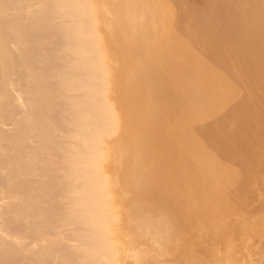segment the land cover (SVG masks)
<instances>
[{
    "label": "bare ground",
    "instance_id": "1",
    "mask_svg": "<svg viewBox=\"0 0 264 264\" xmlns=\"http://www.w3.org/2000/svg\"><path fill=\"white\" fill-rule=\"evenodd\" d=\"M203 1L196 8L182 0H0V264L149 262L156 249L144 255L141 243L134 251L132 234H126L129 240L123 236L127 231L122 226L129 223L124 220L122 225L126 194L120 176L136 178L137 186L130 189H139L138 194L132 190L138 201L160 203L180 218H189V213L182 215L184 207L186 212L196 204L193 211L189 208L194 215L200 209L204 220L203 213L214 210L219 219L227 205L224 196L236 197L238 188L250 191L264 164V0ZM145 12L147 16L139 15ZM132 198L125 201L126 206L132 201L131 211ZM158 207L157 213L153 210L157 215L163 208ZM233 215L226 216L228 221H235ZM242 217L237 223L244 229L248 217ZM142 218L133 229L148 237L150 220L146 227ZM257 218L247 220L256 224ZM213 219L206 220L212 224ZM154 220L149 229L154 223L161 228L165 221ZM197 220L191 218V228L186 227L205 236L211 224L205 228L204 221ZM251 220L247 232L254 233ZM171 225L164 234H172L176 225ZM154 227L152 232L159 234ZM223 229L212 234L220 232V239L232 230ZM247 232L244 235L250 236ZM254 234L264 239L263 233ZM173 237L172 243L180 242ZM225 237L219 242L231 239ZM253 238L249 240L255 244ZM156 240L154 247L161 243ZM194 241H189L193 247ZM218 252L208 258L217 259ZM171 253L168 256L177 252ZM230 255L228 259L236 256V250ZM234 258L230 264H236ZM250 258L248 263L254 264Z\"/></svg>",
    "mask_w": 264,
    "mask_h": 264
},
{
    "label": "rangeland",
    "instance_id": "2",
    "mask_svg": "<svg viewBox=\"0 0 264 264\" xmlns=\"http://www.w3.org/2000/svg\"><path fill=\"white\" fill-rule=\"evenodd\" d=\"M169 1H170V0H169ZM185 1H186V3H185ZM187 1H189V3H187ZM201 1H202V2H201ZM201 1H200V0H182V3L184 2V4H188V5L190 4V5H192V6L194 5L193 7H195L196 5H197L198 7H201L202 4H204V3H203L204 1H203V0H201ZM190 2H191V3H190ZM200 2H201V3H200ZM193 3H194V4H193ZM199 4H200V5H199ZM197 6H196V8H197ZM145 14H146V12L143 13L142 15H141V14H139V15H140V16H147V14H146V15H145ZM17 93H19V91H17L16 94H17ZM123 145H124V144H123ZM125 146H126V145H125ZM143 161H145V160H143ZM262 162H263V161H262ZM228 163L230 164V162H228ZM263 169H264V164H263V166H262V164H261V165L259 166V169H258V172H257V173H258L257 178L259 177V178H258L259 181L257 180V178H256V179L254 178L255 180H252V181H251V184H252V185L249 183L251 186H253V187H251V186L249 185V187H248L247 190H250V191H247V192H246V190H244L243 188H241V189L238 188V189H236L237 191L234 189L235 192H237V193H238V190H241V192L239 191V193H238L239 195L236 196V197H238V198L234 197V198H235V199H234V198H232L233 196L230 197V199H233V201H232V200L230 201V199L228 198L227 195H226L227 197H226V196L223 197V198H224V200H223V203H224V204H227V205H229V206L231 205L232 207L235 206L232 210H231V208H232L231 206H230L231 208L228 207V208H230V209L228 210V209H227V205H225V207H226L225 209H226L227 211H232V212H227V211L224 209V210H223L224 212L222 211V212H223V215H221V217L218 216L219 219H216V218H217V215H215L214 213H212V212H214V210L207 211V213H203V215H204V220H202L203 217L201 218L202 214H201V216L199 215V214H200L199 212L201 211L200 209H199V211H197L198 209H197V210L195 209V210L198 212V213H197V212L195 211V212H196L195 215H194V212H192V211H193V208H195L194 205H196V204L193 203L194 201H193V202L190 201V203H191L190 205H193V204H194L193 206H189V205H188L190 209H191V207H192V209H191L192 211L187 207L186 212H187V210H188V212L186 213V212H185V207H184V212H182V215H183V216H187V217H189V216L191 215L189 218H186V217H184V218H180V215H177V213H175L176 216H179V217L177 218L175 215H172V214H173V213H171L172 211H170V212L167 211L166 208L164 209L165 206L163 207L162 204H161V205H162V206H161L160 203L155 204V205H160L159 207H163L162 209L160 208L163 212L159 209V210H158V215L155 214V213H157V212H156V207H158V206H155L154 204H151V202L154 203V201H151V200H150V201H151V202H150L149 200H148V201L146 200L147 202L150 203V204H149V203H146L144 199H141V201L144 200L143 203H146V204H145L146 207H144V205H142V203H141L140 200H139L140 203H138L139 201L137 200V196H135V193H137V192L139 191V189H138V188H137V189L135 188L136 190H133V188L137 186L136 178H135V179H132V178H134V177H132V176H131V177H128V176H127L128 174L126 175L128 178H130L129 181L132 179L131 181H133V182L136 183L135 186H134V183L132 182V183H131V184L133 185V186H132V185H129L130 183H127L128 178H127L125 175H124V176H125L126 178H123V179H121L123 176H122V177L120 176L119 181H120V182L122 181L121 183H124V184H122V185H123V186H122L121 183H120L119 181H118V183H119L120 186H122V188L124 187L123 189H122V188H121V189H122V192L126 194V195H123L124 197H122V194L120 193V197H122V199H124L126 202H129V201H127V200H128V199H127V196H128V198H129V197L132 198V197H133V194H134V198H132V200H133V205L135 206V204H139V205L141 204V206H143L142 208H144V209L142 210V208H140V206L138 205V206H136V207H138L139 209H137L136 207H134V206L132 205V206H133V208H132L133 211H131V208H130V205L132 204L131 199H129V200L131 201V202H130L131 204H128V203H127V206H126L125 201H123V200L121 199V200H122V203H123V206H121V208L123 209V212H122V213H123V214H122V215H123V219H122V220H123V221H124V220L127 221V222H126V221H124V222L122 221V225H123L125 222H126L127 224H128V223H129V224H132V225H130V226H129V224L126 225V226H124V225H125V224H124V225H123L124 227L122 226V230H123V228H124V229H126V231L128 232V233H127V232H125V230H123V231H124V233L122 232V233H123V236L126 237V234H128L129 236H130V234H132V236H130V237H133V240H131L132 238L130 239V237H129L128 235H127L126 238H127L128 240L130 239V242L136 246V247H135V246L133 245V247H135L134 249H136V250L133 249L134 251H137V248H138V247H137L138 245H136V244H137V243H138V244L141 243L144 247H143L142 245H139L140 247L142 246V248L139 247V250H141V251H143V252L146 250V252H144V253L142 252L144 255H146L147 252H148L149 254H151V252H149L150 250H148V249H150V248H152V250H153V248L156 249L155 251L153 250V252H152V254H151V255H152V259H154V260H156V261L153 260L152 262H150V261L152 260V259H151V256H150V260H147V261H149V262H146L145 264H148V263H149V264H153V263H154V264H155V263L157 264V261H158V260H161V259L163 258L162 256L165 254V250H167L168 253H169V251H170V253H171V251H172V253H173V252H177V253L180 252V253H178V254H181V255H179L180 257H178V258H179V260H178V258L176 257V256H178V255H176L177 253H176V254L173 253L174 255L171 253L173 256H171V255L168 256L170 253H169L168 255L165 254L164 256H165L166 258L169 257L168 259H169V260L171 259V260L168 262V260L166 261V258H164V259H162V261H159L160 263L163 262V263H161V264H164V263H165V264H177V263L180 262V260L182 261V262H181L182 264H185L186 262H188V263H186V264H195V263H196V262H195V258H197V259L201 262V264H206V262H207L208 259H209V260H208V263H207V264H210V262H211V264H216V262H218L217 264H220V263H219V260L222 261V259L225 261V263H226V261L228 260L227 263L230 264V263H229V262H231L230 260H231L232 258H234V257H235V258H234L233 260H234L235 262L237 261L236 264H243V263L249 264V263H251L250 260H248L250 257H251L250 259H253V258H254V259H253V260H254V264H258V263L263 264V260H264L263 258H264V257H262V256H264V255H263L264 252L262 253V251H263L262 249H264V247H263V246H264V239L260 240L261 237L258 236L260 233H261L260 236H262V233H263V235H264V231H263V229H264V228H263L264 224L261 225L262 223H264V222H261V221H262V218L264 217V216H263V215H264V213H263V212H264V205H263V204H264V200H263V198H264V195H263V194H264V187H263V186H264V176H263V178H262V175H264V170H263ZM125 174H126V173H125ZM259 174H261V175H259ZM256 175H257V174H256ZM256 175H255V176H256ZM129 176H130V175H129ZM255 176H254V177H255ZM260 176H261V177H260ZM125 179H126V184H127V185L125 184V182H123V180L125 181ZM260 180H261V181H260ZM262 180H263V182H262ZM129 181H128V182H129ZM131 181H130V182H131ZM254 181H255V182H254ZM260 183H261V184H260ZM254 184H255V185H254ZM258 184H259V186H258ZM128 185H129V186H128ZM260 186H261V187H260ZM126 187H127V188H126ZM128 187H129V188H128ZM130 187H133V188L130 189ZM254 187H256V188H254ZM250 188H251V189H250ZM124 189H125V190H124ZM253 189H256V190H253ZM123 190H124V191H123ZM128 190H131V193H132V194H131L130 191H128ZM132 190L135 191V193H133ZM137 190H138V191H137ZM252 190H253V191H252ZM127 192H128V193H127ZM191 192H193V191H191ZM245 192H246L247 194H249V196H248ZM253 192H254L255 195L253 194ZM255 192H257V193H255ZM260 192H261V193L263 192V194H261ZM129 193H130L131 195H130ZM138 193H139V192H138ZM138 193H137V194H138ZM237 193H236V194H237ZM243 193H245V194H243ZM259 193H260V194H259ZM137 194H136V195H137ZM251 194H252V195H251ZM258 194H259L260 196H258ZM231 195H234V196H235V194H231ZM245 195H246V196H245ZM250 195H251V197H250ZM125 196H126V197H125ZM240 196L242 197V198H240V199H242V200L239 199ZM247 196H248L249 198H248ZM255 196H257V197H255ZM191 197H192V196H191ZM191 197H190V200H193ZM244 197H245V198H244ZM246 197L248 198L247 200H246ZM125 198H126V199H125ZM135 198H136V200H135ZM225 198H226V199H225ZM243 198H244L245 201L243 200ZM260 198H261V199H260ZM249 199H252L253 202L256 201L255 203H253L254 206H257L256 208H254L255 211H254V209H253V205L250 204V203H252V201H251V200L249 201ZM253 199H254L255 201H254ZM256 199H257V200H256ZM225 200H226L227 203H225ZM237 200H239V201H237ZM134 201H135V202L137 201V202L135 203ZM246 201H247V202H246ZM248 201H249V202H248ZM195 202H196V201H195ZM229 202H230V203H229ZM243 202H244V203L246 202L247 205H246V203L244 204ZM122 203H121V204H122ZM124 203H125V204H124ZM155 203H156V202H155ZM192 203H193V204H192ZM196 203H197V202H196ZM255 204H256V205H255ZM257 204H258V205H257ZM261 204H262L263 206H262ZM124 205H125L126 208L124 207ZM147 205H148V206H147ZM150 205H151V206L154 205L153 207H154L155 209H154L153 207H151V208H153V209H151V208H150ZM248 205H249V207L247 208ZM250 205H252V206H250ZM132 206H131V207H132ZM237 206H238V207H237ZM258 206H259V207L262 206L261 209H258V210H257V208H259ZM123 207H124V208H123ZM147 207H148L149 209H148ZM159 207H158V208H159ZM245 207H246V208H245ZM145 208H146V209H145ZM235 208H236L237 210H236ZM126 209H127V210H126ZM128 209H129V210H128ZM134 209H135V210H134ZM150 209H151L152 212H153V210H154L155 213L153 212V214H152L151 211H150ZM167 209H168V208H167ZM234 209H235V210H234ZM262 209H263V211H261ZM140 210H142V213H141ZM146 210H147V211H146ZM148 210H149L150 213L148 212ZM168 210H169V209H168ZM250 210H253V211L258 215V216H257L258 218L256 217V214H255L253 211H252V213H253V214H252ZM126 211H127V212L129 211L130 213H129V212H128V213H124V212H126ZM138 211H139V213H141V214L135 215V214L138 213ZM159 211L162 212V215H163V214L165 215V213H166L165 217H163L164 215L162 216V215H161V212H159ZM166 211H167V212H166ZM182 211H183V210H182ZM189 211L192 212L194 216H193L192 213H190ZM225 211H226V212H225ZM233 211H235V213H234ZM135 212H137V213H135ZM143 212L146 213V216H147V217L145 216V214H144ZM209 212H211V213L209 214ZM215 212H216V211H215ZM222 212H221V214H222ZM257 212H258V213H257ZM259 212H260V213H259ZM167 213H169V214L171 213L170 216H169V214H167ZM183 213H184V214L186 213V215H184ZM188 213H189V216L187 215ZM224 213H226V216H228L230 213L235 214V216H234L233 214H231V215H229L228 217H230V216H232V215L234 216L233 218L236 217V218H235L236 223H235L234 219L231 220L232 217L229 218L230 221H228V219L226 218V216H224V215H225ZM239 213H240V214H239ZM129 214H130V215H129ZM133 214H134V215H133ZM159 214H160V216H159ZM197 214H198L200 217H199ZM211 214H212V215H211ZM216 214H217V213H216ZM236 214H237V215H236ZM259 214H260V216H259ZM262 214H263V215H262ZM143 215H144V216H143ZM153 215H154V217H151V218H153V220H154L155 218H159V217H160V220H161V221H162V220H163V221L165 220V221H164V224L162 223L163 221L161 222V221L159 220V221H160V222H159V225H160V224H161V225L163 224V225H162L163 229H164V228H167V227H170V225L172 224V221H173V224H174V222H177V223H178V224L175 223L174 225L172 224L171 227H172V226H175V225L178 227V230H179V231H177V229L174 231V229L176 228V226L173 227L174 229H172V234H173V236H174L175 238H178L177 240H180V242H182V241L185 242V243L183 244V243H180V242L177 241V243L179 244L180 247H181V244H182V247H184V248H181V249H180L181 251H180V250H179V251L177 250V249L180 248V247H178V244H177V243H176L177 246H176L174 243H172V242H176L175 239H174L175 241H174V240H173L172 242L170 241V240L172 239L173 236H171L172 234L168 231L169 228H167V229H168V230H167L168 232H165V234L167 233V235H166V239H167V241L165 242L166 239H165L163 236L165 235V234H164V231H166V229H164V230L162 229V230H161L162 227H161V228H159V226L157 227L158 224L156 225V224H155V223H156L155 221L158 222V220H154V222H155L154 225L156 226V227H154V228H156V229H155V232H157V231L160 229L159 232H160V233L163 232V233H161V234H163V236H162V235L160 236V235H159L160 233H159V234H157V233L154 234V233L152 232V231H154V230H152L154 225L151 226L152 229H151V228L149 229L150 224H151L150 222H152L153 220H152L151 218H148V217H149V216H153ZM156 215H157L158 217H157ZM171 215H172L174 218H177V219H173V220L169 219V218H173V217H171ZM205 215H206V216H205ZM213 215H214V216H213ZM218 215H220V214H218ZM238 215H240L241 217L243 216V217H242L243 219H244V217H246V216H247L248 218L253 219V220H255V219L257 218V219H258V223L256 222V224H255L254 222L257 221V220H255L254 222H252V220L250 219L251 222H252V224H255V225H254V226L251 225V227H252L253 230L251 229V227H249V231L252 230V231H255V232L259 233V234L256 233V234H257V235H256V234H254L255 232H254V233L247 232V230H248V227H247V226H248V225L250 226V224H251V223H248V225H246V224H247V221H248V220H247L248 218H245V220L241 219V220L245 221V223H244L243 221L239 220L241 223L243 222V224H244V226H243L244 229L241 227L242 224H240V222H239L240 225L238 226L237 218L240 217V216H238ZM128 216H132V217H133V218H132L133 220H132L130 217H128ZM137 216H138V218H139V216H140L141 218L143 217V218H142V219H143V224H145V222L147 223L148 220H150V221H149V227H148V230H149V232H150V235H149V236L154 237V238H151V237H149V236H148V237H147V236H144V237H142V236H138V235H137L138 233L135 234L134 229H133V228H134L133 225H134V226H135V224L137 225L138 220H139V222H142V221L140 220L141 218H139V219L136 220V221L134 220L135 217H136L135 219H137ZM166 216H168L169 218L166 217ZM183 216H182V217H183ZM195 216H196V217H195ZM197 216H198V217H197ZM209 216H210L211 219L214 218L215 220H217L218 223H217V221H215V223H213V222H214V219H213L212 224H211L210 221L206 220V219L211 220V219L209 218ZM211 216H212V217H211ZM261 216H262V218H261ZM144 217H145V218H144ZM215 217H216V218H215ZM222 217H224V219H223ZM241 217H240V218H241ZM259 217H260V218H259ZM125 218H126V219H125ZM147 218H148V219H147ZM163 218H165V219H163ZM166 218L168 219V220H167L168 223H169V221H170V225H169V226H168V224H166L167 226L165 225V223H167V222H166ZM191 218L193 219L192 222H194V219H195V220L198 219L197 222H198L199 220H200V221H201V220L204 221V226H205V228H206V226H208V225H210V224H211L210 226L212 227L213 224H216V223H217L216 228H215V225H214L212 228H214V229H218L222 224L226 223V227H225V224H224V228H225V229H223V227L221 226L220 229H218V230H213V229L210 230L211 227L208 226V228H207V233H209L210 236H211V234H212L213 232L215 233L216 231H220L221 229H223L222 232H224L225 230H227V231L229 232L230 229L232 228V230H231L229 233H226V232H225V233H226L225 235H224V233L221 232L223 236L221 235V237H220V239H221L222 237L224 238L226 235L229 234V237L227 236V237H225V238H231V239H227V240L224 239L226 242H224V240L222 239V240H221L222 242H219L220 239L218 238V235H219L220 232H219V233L217 232L218 234H212V235H214V237H216V240H215L214 237H212V239L214 238L213 241H212V239H210L209 234H207L206 232H205V233L207 234L208 237L206 236V234H205L206 237L202 235V233H204V231L201 232V236H200V232H196V234H197V236H196L195 233H194V230H191V229H189L188 227H186V225H188V226L191 228V226H190V225H192V222L190 221ZM220 218H221V219H220ZM225 218H226L227 220H226ZM240 218H238V219H240ZM254 218H255V219H254ZM187 219H189V221H190L191 224L189 223V221H188ZM222 219L225 221L224 223H221V222H223ZM178 220H179V222H181V220H182L183 222L179 223ZM186 220H187V221H186ZM219 220H220L221 222H220ZM246 220H247V221H246ZM250 220H249L248 222H250ZM260 220H261V221H260ZM133 221H134V222H133ZM200 221H199V222H200ZM227 221H228L229 224H227ZM232 221H234L233 226H232V223H233ZM263 221H264V219H263ZM136 222H137V223H136ZM197 222H196V223H197ZM205 222H207V223L209 222L210 224L208 223V224L206 225ZM182 223H183V224H182ZM184 223H185V224H184ZM186 223H187V224H186ZM196 223H195V224H196ZM202 223H203V222H201L200 225H197V227L199 228V227L202 225ZM230 223H231V225H230ZM152 224H153V222H152ZM180 224H181V225H180ZM218 224H219V225L221 224V225L218 226ZM235 224H237L236 227H235ZM164 225H165L166 227H165ZM227 225L230 226V227L232 226V227H231V228H230V227H227ZM258 225H259L260 230L257 228ZM260 225H261V226H260ZM145 226L147 227L148 224H145ZM179 226H180V228L182 227L181 229H182L183 231L179 228ZM193 226H194V225H193ZM193 226H192V227H193ZM195 226H196V225H195ZM195 226H194V227H195ZM217 226H218V228H217ZM194 227H193L192 229H194ZM197 227H196V228H197ZM202 227H203V226H202ZM240 227L242 228L243 232H241L242 230H241ZM245 227H246L247 229H246ZM157 228H159V229L157 230ZM183 228H184V229H183ZM186 228H187V230L189 229L190 232L193 231V232H192L193 234H191V233L189 232V235H193V236L195 235V236H194V237H193V236L191 237V236H189V235H187V234H186L187 236H185L184 233H186V232L188 233V231H189V230L187 231ZM196 228H195V230H196ZM209 228H210V229H209ZM227 228H229V229H227ZM233 228H237V229L233 230ZM255 228L258 229V230L256 231ZM261 228H263V229H261ZM199 229H200V228H199ZM199 229H197V230H199ZM201 229H204V228H201ZM201 229H200V230H201ZM208 229H209V231H208ZM254 229H255V230H254ZM180 230H181V232H183V234L180 232ZM184 230H185V232H184ZM197 230H196V231H197ZM200 230H199V231H200ZM245 230H246L247 234H248V233H251V234H254V236L256 235V237H259V238H258V239H255V237L253 238V235L251 236V234H249L250 236L244 235ZM170 231H171V229H170ZM205 231H206V229H205ZM210 231H211V232H210ZM173 232H174V233L176 232V234L178 233V236H177V235L175 236V234H174ZM169 233H170V234H169ZM230 233L232 234L233 239H232ZM233 233H235V234H233ZM241 233H243V236H245V237L241 236ZM156 234H157L158 236H156ZM179 234H180V237H179ZM245 234H246V233H245ZM136 235H137V237H138L137 242L135 241L136 238L134 237V236H136ZM216 235H217V236H216ZM235 235H237V236H235ZM167 236H168V238H170V237H171V238L168 240ZM199 236H200V237L203 236V237H202V238H198V239H196V238L199 237ZM219 236H220V235H219ZM239 236L242 237V238H239ZM155 237H156V238H157V237H158V238L160 237L159 239H157L158 241H159L162 237H163L165 240H164V239H161V241H159V242H161V243H159V244H158V243L155 244V247H154V245H152V244L155 243V240H156ZM174 237H173V238H174ZM248 237H249L250 239L253 238V239L257 240V242L255 241V244H252L253 241H252V240L250 241ZM251 237H252V238H251ZM263 237H264V236H263ZM126 238H124V239H126ZM134 238H135V239H134ZM180 238H181V239H180ZM186 238H187V240H186ZM191 238H194V239H191ZM207 238H208V239H207ZM124 239H123V240H124ZM143 239H144V240H143ZM152 239H153V240H152ZM183 239H184V240H183ZM209 239H210V240H209ZM240 239H241V240H240ZM242 239H244V240H243L244 243H243ZM246 239L249 241V243H248V241H247ZM128 240H127V242H128ZM138 240H139V241H138ZM141 240H142V242L146 240L145 242H148L149 245H148V243H146V245L143 244L144 242L142 243ZM157 240H156V241H157ZM188 240H189V241H190V240H191V241H192V240H193V241H194V240H195V241L198 240V242L202 241V243H201V242H200V243H197V242L194 241V242H192V245L194 244V247H193V246L190 245L191 242H189ZM153 241H154V243H153ZM158 241H157V242H158ZM163 241H164V242H163ZM169 241H170L171 244L169 243ZM204 241H205L206 243H207V242H209V243H208V244H205ZM216 241H218V242H216ZM232 241H233V242H232ZM245 241H246V242H245ZM259 241L261 242V243H259L260 246L258 245V242H259ZM125 242H126V241H125ZM135 242H136V243H135ZM162 242H163V243H162ZM167 242H168L169 244H168ZM223 242H224V243H223ZM240 242H241V243H240ZM164 243H165V245H163ZM186 243H187V245H186ZM196 243H197V247H196ZM222 243H223V244H226V246L223 245ZM253 243H254V242H253ZM150 244H151V245H150ZM160 244L163 245L162 247L166 246V248L159 247ZM166 244H168V246H167ZM172 244L175 245V246H173ZM199 244H200V245H199ZM201 244H202V245H201ZM213 244H214L215 247H213ZM227 244H231V245H230V246H231V249H232V247H236V248H233L234 253H235V250H236V256L233 255V257H231V259H228L227 257L230 255V253H231V254L233 253V250H232V252H231V249H229L230 246H228ZM240 244H242V245H240ZM250 244H252V245H250ZM256 244H257V246H256ZM169 245H170V246H169ZM171 245H172V246H171ZM184 245H186V248H190V247H192L193 249L190 248V249L188 250V249L185 248ZM189 245H190V246H189ZM198 245H199V246H198ZM203 245H207V247L205 248V246L203 247ZM218 245H219V246H218ZM232 245H234V246H232ZM244 245H245V247H246L245 250L248 248L247 251L250 252V254L248 253L250 256L246 254L247 251L244 252V254H245L246 256L243 254V251H244V250H243V249H244ZM253 245H254V246H253ZM148 246H151V247H148ZM208 246H209V248H212V247H213L212 249L216 248V249H214V250H217V252L220 250V252H218L220 255L222 254V250L225 249V250H223V252H224L223 256L221 255V256H222V259H221V256H220V257L217 256L219 259H218V258H217V259L215 258V260H212V259L208 258L209 256H210L211 258H212V256H215V257H216V253H217L216 251H214V250H212V249H210L211 251H210L209 249H207ZM216 246H217V247H216ZM221 246H222L223 248H221ZM227 246H228V247H227ZM248 246H249V247H248ZM250 246H253V248H254V247H255V248L257 247V248H256V249H255V248H254V249H251V250L253 251V252H251V251H249V248H252V247H250ZM145 247H146V248H145ZM157 247H158V248H157ZM176 247H177V248H176ZM195 247H196V248H195ZM200 247H201V248H200ZM224 247H227V248H224ZM238 247H239V248H238ZM241 247H242V248H241ZM159 248H160V250H162V251H164V252L160 251ZM171 248H174V249H173L174 251H173V250H170ZM175 248H176V250H175ZM197 248H198V250H197ZM195 249L197 250V253H196ZM202 249L206 250V252H205L204 250H202ZM238 249H240V250H239V251H240L239 253H238ZM139 250H138V251H139ZM192 250H193V251H192ZM208 250H209V252H208ZM227 250H229L230 252H228ZM260 250H262V251H261L262 254L260 253ZM141 251H140V252H141ZM156 251H157V252H156ZM187 251H188V253H189V251H190L189 255H187V253H185V254L183 253V252H187ZM194 251H195V252H194ZM199 251H200L201 253H200ZM213 251H214V252H213ZM255 251H256V252H255ZM155 252H156V253H155ZM159 252H160V253H164V254H162L161 257H159V256H160V253H159ZM181 252H182V253H181ZM202 252L206 253V256H205V254H204V256H202L204 261L201 260V259H202L201 254H203ZM210 252L213 253V254H210V255H209ZM215 252H216V253H215ZM225 252H226V253L228 252L229 254H226ZM241 252H242V253H241ZM148 253H147V254H148ZM153 253H155V254H153ZM191 253L194 254V256H196V257L194 258V256H193ZM198 253H200V254H198ZM214 253H215V254H214ZM182 254L185 255V256L182 257V256H183ZM190 254H191V256H192V260L190 259V257H191ZM195 254H196V255H195ZM238 254H239V255H238ZM240 254H241V257H240ZM175 255H176V256H175ZM199 255H200V256H199ZM211 255H212V256H211ZM217 255H218V254H217ZM227 255H228V256H227ZM237 255H238V257H237ZM255 255H257V256L254 257ZM148 256H149V255H147V257L145 256V258H146V259H149ZM157 256H158V257H157ZM174 256H175V257H174ZM224 256H226V257H224ZM230 256H232V255H230ZM247 256H249V258H248ZM252 256H253V257H252ZM170 257H171V258H170ZM173 257H174V258H173ZM181 257H182L183 259L186 258V259H184V260H186V261H184ZM187 257H189L190 260H188ZM236 257H237V259H236ZM246 257H247L248 259H247ZM259 257H260V258H259ZM158 258H160V259H158ZM172 258H173V259H172ZM175 258H176V259H175ZM180 258H181V259H180ZM199 258H200V259H199ZM238 258H240V261H239ZM255 258H256V259H255ZM157 259H158V260H157ZM193 259H194V260H193ZM213 259H214V258H213ZM225 259H227V260H225ZM243 259H245L246 261L243 260ZM258 259H260V260H258ZM163 260H164V261H163ZM205 260H206V261H205ZM210 260H211V261H210ZM216 260H218V261H216ZM176 261H177V263H175ZM189 261H191V262L193 261V262L190 263ZM196 261H197V260H196ZM199 261H197V264H198ZM213 261H215V263H214ZM221 261H220V262H221ZM224 261H222L221 263H222V264H225ZM248 261H249V263H248ZM251 261H252V260H251ZM167 262H168V263H167ZM212 262H213V263H212ZM238 262H239V263H238ZM241 262H243V263H241ZM252 262H253V261H252ZM160 263H158V264H160ZM252 264H253V263H252Z\"/></svg>",
    "mask_w": 264,
    "mask_h": 264
}]
</instances>
